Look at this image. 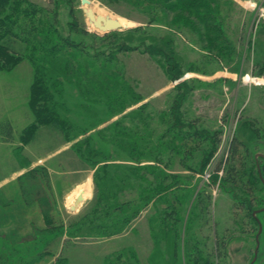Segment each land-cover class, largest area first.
Wrapping results in <instances>:
<instances>
[{"label":"rangeland","instance_id":"374dc122","mask_svg":"<svg viewBox=\"0 0 264 264\" xmlns=\"http://www.w3.org/2000/svg\"><path fill=\"white\" fill-rule=\"evenodd\" d=\"M19 1L22 28L51 24L79 48L61 52L40 103L24 41L0 52V264H251L257 218L253 264H264V212L253 217L264 207L255 155L264 153V69L241 81L235 72L252 20L249 66L264 58V0H212L198 8L209 24L179 8L158 23L135 2L89 0L126 21L109 36L88 22L82 0ZM219 26L224 41L209 30ZM155 38L172 41L178 81L148 52ZM122 41L137 48L119 51ZM184 82L186 118L206 133L194 141L167 134ZM237 108L246 120L234 121ZM234 137L248 171L237 163L236 179L227 173ZM204 161L200 172L187 165ZM83 188L87 198L70 210Z\"/></svg>","mask_w":264,"mask_h":264},{"label":"trees","instance_id":"16d2710c","mask_svg":"<svg viewBox=\"0 0 264 264\" xmlns=\"http://www.w3.org/2000/svg\"><path fill=\"white\" fill-rule=\"evenodd\" d=\"M71 4H73L74 0H69ZM109 1H126L128 2H135L136 8L139 9L140 12L143 14H147L150 17V20H156L158 23L159 21H163V16L165 10H169L170 12H173L172 10H176L179 8L182 13H184L187 16H191L193 19L197 17L201 22H206L209 24V22L212 19H209V14L207 11L200 12L198 11L199 7L206 8L207 10V4L208 2H212V0H173L174 3L171 0H106ZM19 0H0V52L1 51H9L11 45V40H18V41H24L23 43L27 46L26 51V57H28L31 62L33 63L35 69H36V77L34 81V88L36 93L42 94L38 97V102L40 103L41 98L46 99L50 96L48 94L49 88H48V79H52V76L54 75L55 70L52 72L50 69H52V66H55L57 61L60 58L61 52H63L66 45L70 46H78V44L70 41L69 37L64 38L61 36L57 29H53L52 25L50 24L48 29L45 30L44 26H40L36 24L35 22L31 23L27 28L28 30L22 28L19 25V21L15 20L14 13L16 11V7L21 6V4H18ZM26 14H35L29 11H24ZM194 15L196 17H194ZM196 21V20H195ZM56 24V17L54 16V21L52 24ZM150 23V22H149ZM198 23V22H197ZM168 26L172 27L167 22ZM175 26V25H174ZM210 31L215 32V34H218V36L224 41V38L226 37L223 33V30L221 31V27H210ZM115 31H110L106 33V35L109 36L110 33ZM23 37L18 38L19 36ZM172 42V41H171ZM168 41L165 43L163 41V38H155L153 43L150 44L147 48L148 52L152 55H158L165 61V70L167 74L169 75L171 81H175L179 78H181V73L177 70V63L174 59V56L172 55V43ZM119 51H127V50H133L137 47L133 48L131 45L125 43V41L119 42L117 47ZM115 49V48H113ZM116 50V49H115ZM13 60L20 61L21 58H16V56H12ZM14 61V62H15ZM64 67H62L61 71L63 72H70L73 67H71V63L69 60H65ZM60 69V68H59ZM57 69V70H59ZM49 76V77H48ZM58 81V80H57ZM187 86V82L181 83L177 89L182 91L178 94V96L173 100V106L171 109V125H173V129L169 128L167 130V134H173L170 139H175L178 137H181L183 140L188 139L193 140L198 137H204L205 132L199 131V129L196 127V124L191 120H188L186 117V112L183 110L182 106L186 101V92L183 91V88ZM114 98H118L119 94L113 96ZM37 102L34 100V103ZM38 106V103L36 104ZM39 107V106H38ZM54 121V120H52ZM183 131V132H182ZM164 145L167 146V142H164ZM171 145V143H170ZM245 148V145L238 140V138H233L228 146L229 150V157L227 159L228 167H227V173L229 176H233L234 179L238 178L239 175V167L236 166L237 163L242 165L243 171L245 172L246 167L243 162L244 158L242 156V153L240 150L241 148ZM193 149V147H191ZM189 149V148H188ZM185 151V155H187V150ZM246 153L249 152L248 149H246ZM163 155V154H162ZM161 154L158 156L161 157ZM155 160V159H154ZM157 161V160H155ZM158 162L159 161L158 158ZM188 167L196 172H200L204 169L205 161L201 165V169L195 168L193 166H190V164H187ZM239 165V166H240ZM253 170V167H252ZM156 172V170H153ZM248 173V171L245 172V174ZM250 174H252L250 172ZM250 176V175H249ZM258 177V178H257ZM257 179H260L258 175L257 170ZM238 182V181H237ZM114 188V187H113ZM252 208V206H251Z\"/></svg>","mask_w":264,"mask_h":264},{"label":"flooded vegetation","instance_id":"af4514ba","mask_svg":"<svg viewBox=\"0 0 264 264\" xmlns=\"http://www.w3.org/2000/svg\"><path fill=\"white\" fill-rule=\"evenodd\" d=\"M261 6V4L259 5ZM260 8L258 9V12H259ZM264 15V14H263ZM258 22V25L260 26L261 22L264 21V19H260L258 18L257 20ZM264 24V22H263ZM243 25V24H242ZM244 26H242V29L240 30V33H239V42H238V45H237V49H236V60H237V64H236V67H235V72L236 74L238 75L239 77V81L243 80L244 76L245 75H254V73L260 69H264V58L261 60V61H253L252 65L249 66V62H248V56L247 54L249 53L250 49L252 48V45H254L255 41H253L252 39V33H253V30L255 29V32H257V24L255 25V20L247 26V31L244 32L243 30ZM264 49V47H263ZM255 51V50H254ZM264 55V53H263ZM248 66L250 67L248 69ZM237 80V79H236ZM233 116V119L234 121L236 122H240L242 120H246L248 117L246 116H242V113H241V110L238 108L236 109V112H233L231 114ZM256 155V166H257V170H258V175L260 177V181L262 182V184L264 185V182L262 181V178H261V175L262 177L264 178V153L260 152V153H257L255 154ZM261 172V173H260ZM253 200L252 197H247L245 198V201L246 204L249 205V209L251 208V204L250 202ZM258 209H255L253 210V217L254 218H257V213L256 215H254V211H256Z\"/></svg>","mask_w":264,"mask_h":264},{"label":"water","instance_id":"95a60500","mask_svg":"<svg viewBox=\"0 0 264 264\" xmlns=\"http://www.w3.org/2000/svg\"><path fill=\"white\" fill-rule=\"evenodd\" d=\"M82 1L85 3L89 2V0H82ZM85 13H86V16L88 18V22L100 31L108 32V31L116 30V29H119L122 27L119 20L113 19L112 17H110L108 15L107 16L97 15L92 8L86 9ZM261 178H262V181L264 182V178L262 177V175H261ZM81 199H82V196H79L76 203H78ZM73 209H75V206H73ZM260 212H264V207L254 211V215H256L257 213H260ZM257 221L259 223V232L256 236L257 245H256V250H255V256H254V259L252 260L251 264H253L255 262V260L257 259V255H258V251H259V247H260L259 237H260V233L262 231V224L258 218H257Z\"/></svg>","mask_w":264,"mask_h":264},{"label":"bare ground","instance_id":"6f19581e","mask_svg":"<svg viewBox=\"0 0 264 264\" xmlns=\"http://www.w3.org/2000/svg\"><path fill=\"white\" fill-rule=\"evenodd\" d=\"M85 4H86V6H85L86 9L92 8V9L94 10V12H95L97 15H103V16H107V15H108V16L112 17L113 19H117V20H119V22L121 23L122 27H124V26L127 25V23H126L125 20L120 19V18H117V17H114V16H112V15H110V14H106L103 10H101V9H99V8H97V7H95V6L93 5V3L90 2V1H89V2H86ZM92 26H93V25H92ZM93 28H95V27H93Z\"/></svg>","mask_w":264,"mask_h":264},{"label":"crops","instance_id":"0c3cea01","mask_svg":"<svg viewBox=\"0 0 264 264\" xmlns=\"http://www.w3.org/2000/svg\"><path fill=\"white\" fill-rule=\"evenodd\" d=\"M224 77L227 78L228 76L224 75ZM173 82H175V81H173ZM79 196H82V199L78 203H76ZM86 198H87V190L85 188L79 190V192L77 193V195L75 196V198L73 200V203L70 205V210L76 211L80 207L81 203H83V201H85ZM73 206H75V209H73Z\"/></svg>","mask_w":264,"mask_h":264}]
</instances>
